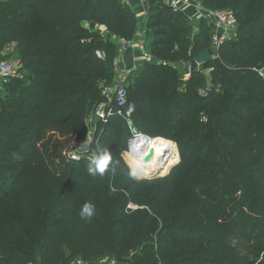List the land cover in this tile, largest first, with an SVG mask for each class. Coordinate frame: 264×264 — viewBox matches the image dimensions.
<instances>
[{"label":"trees","instance_id":"1","mask_svg":"<svg viewBox=\"0 0 264 264\" xmlns=\"http://www.w3.org/2000/svg\"><path fill=\"white\" fill-rule=\"evenodd\" d=\"M197 1L206 9L232 10L236 36L181 81L177 68L162 57L189 62L201 49L210 51L211 28L192 24L165 4L150 5L142 37L159 63L144 60L133 72L134 84L127 88L135 104L133 122L153 134L156 125L173 132L181 117L174 111L177 106L184 100L196 104L206 122L171 135L188 146L193 132L206 135L205 163L186 164L193 159L190 154L177 174L186 182L194 211L189 217L217 221L218 209L229 201L226 181L244 207L264 212L263 178L244 177L255 151L254 134L250 130L242 139L235 135L239 128L230 130L234 121L240 123L239 115L258 107L239 93L251 87L264 90V78L255 70L264 63L256 44L259 20L248 13L249 0ZM137 25L136 14L121 0H0V59L11 57L4 50L13 44L22 62L19 74L7 77L0 89V195L7 201V206L0 203V264H71L76 258L93 264L117 255L134 264H222L207 254L176 260L157 255L153 241L161 236L184 241L196 234L169 213L168 195L159 186L170 175L139 179L122 158L131 136L122 117L99 121L94 154L86 149L79 161L67 156L72 144L82 141L84 119L101 100L102 87L113 80L117 39L133 38ZM97 50L104 57L98 58ZM151 76L155 83L148 84L145 106L153 113L145 118L131 93ZM101 152L110 155L109 166L93 175L89 164ZM85 202L96 206L87 221L79 215Z\"/></svg>","mask_w":264,"mask_h":264},{"label":"rangeland","instance_id":"2","mask_svg":"<svg viewBox=\"0 0 264 264\" xmlns=\"http://www.w3.org/2000/svg\"><path fill=\"white\" fill-rule=\"evenodd\" d=\"M249 5L248 13L250 16H254L259 20V36L256 38V44L258 45L261 59L264 60V0H249ZM84 25L86 26L87 23H84ZM6 53L11 57L14 56L15 48L13 44L7 46ZM139 53L131 62L127 61L131 64V69L126 67L129 70V74L126 77L127 85L129 86L134 84L133 72L136 67L144 60L150 61L154 57L151 50L147 48H144ZM125 58L127 59V57ZM162 61L177 68L181 81L184 80L189 71L187 62H168L166 57H162ZM150 83H152L151 86H154L153 76L140 83L134 94L131 93L133 99L138 102V114H141L145 118L153 113L150 105L145 106V102L149 101L151 86L148 84ZM155 89L161 90L159 87H155ZM138 94L140 95L137 97ZM239 94L245 97L247 101L251 100L256 102L258 107L257 110H253L252 112L244 111L239 115V118L236 120L240 119V123L234 121L230 125V130L239 128L237 129L239 131L235 132V135L242 139L249 135L251 133L249 131L252 130L254 134L252 136L254 139L253 144L255 146L253 148L255 151L247 159V169L244 177H248V180L249 178L254 180L263 178L264 180V90L251 87ZM134 95L136 96L134 97ZM177 110L180 111L181 117L178 123H175L173 132L162 130L160 126L156 125V133L153 134L144 130L143 124L137 125L138 129L158 144L159 154L161 156L159 160L161 169L158 172L160 176L151 178V180H158L160 177H168L170 175V178L165 181L166 183H161L163 185L159 186V190H162V192L168 195L169 202L167 203V208L171 217L175 219L176 223L189 226L191 232L196 234V239L192 237L184 241L176 238L174 235L161 236V240L157 241L156 239L153 241L157 255L160 259L176 260L188 256L207 254L208 256L211 255L220 258L222 264H264V260L261 261L264 257V217L262 215L264 212L258 211L254 207H250V205L244 207L237 198V190L233 188L232 183H229V181H226L229 184L227 186L228 189H226L229 198L228 205L223 209H218L217 221L207 222V220L199 215H191L189 217L194 211L189 207V196L187 194V188L185 187L186 182L184 183L178 180L177 174L183 170L180 168V165H183L186 156L190 154L193 156V159L186 164H193L195 161L201 162L200 164L202 165L205 163V156L202 154V151L204 148L203 140L206 135L203 132H193L189 146L184 144L185 140L181 145L171 135L176 134L178 131L182 132L183 130L182 133H186L188 126L191 125L192 128L196 127V121L199 122L204 119V122H206V116L196 104H190L186 100L182 101L174 111L177 112ZM248 118L250 119V124L247 122ZM96 136L94 137L95 139ZM207 139L209 140V138ZM165 144L167 146L163 151L161 146ZM188 147L189 150L186 151ZM98 148L99 145L94 146L93 143H89L85 130L82 141L79 143L74 142L71 150L81 152L90 149L94 154ZM124 151L121 152V155L126 162ZM177 166L178 168L175 169ZM179 169L181 170L179 171ZM175 179L177 183H175ZM5 199L4 196L0 195V203L4 202L7 206V201H4ZM137 254L139 255L140 253ZM109 262L110 260L108 258H103L93 264H107Z\"/></svg>","mask_w":264,"mask_h":264},{"label":"built area","instance_id":"3","mask_svg":"<svg viewBox=\"0 0 264 264\" xmlns=\"http://www.w3.org/2000/svg\"><path fill=\"white\" fill-rule=\"evenodd\" d=\"M130 5V0H121ZM159 3L165 4L175 10L182 11L188 18V20L196 25L198 22H204L211 28V39H210V59L216 57V52L220 44L225 40L233 39L236 36V18L232 10L220 9L211 10L206 9L197 0H156ZM100 30H104V26H99ZM118 54L113 60L114 77L113 80L102 87L100 95L101 100L91 109L89 114L84 119V127L87 132V138L89 143L94 142V137L98 131L99 121H105L107 117L116 115L122 117L130 130V138L127 143V149L124 151L125 154L133 152V144L139 138H151L142 132H140L133 122V114L135 112V104L128 97V85L126 77L129 74V70L126 68L123 53L127 49L133 51L142 52L145 48V39L139 36L136 40L118 38ZM7 49V48H6ZM6 49L4 50L5 54ZM98 58L104 57V52L97 50L95 52ZM22 69V62L20 58L12 56L5 59H0V89L2 81L7 77L19 74ZM192 68L189 66V74ZM255 70L260 76L264 78V63L255 67ZM208 73V70H206ZM205 71V74H206ZM199 93H202L199 90ZM97 143V141H95ZM176 146V145H175ZM142 149V148H141ZM153 151L152 148H144L141 152L142 159ZM83 151L71 150L67 152V156L71 160L79 161L81 159ZM153 158V156H152ZM151 158V159H152ZM151 159L149 161H151ZM148 161V162H149ZM129 166V165H128ZM131 169V168H130ZM133 172V170H132ZM71 264H91L80 258H76ZM107 264H134L133 262H115L110 260Z\"/></svg>","mask_w":264,"mask_h":264},{"label":"bare ground","instance_id":"4","mask_svg":"<svg viewBox=\"0 0 264 264\" xmlns=\"http://www.w3.org/2000/svg\"><path fill=\"white\" fill-rule=\"evenodd\" d=\"M144 148L153 149V158L149 162H144L142 159L141 152ZM125 158L131 170H133L138 176L148 177L155 173L158 174L161 169V164L159 163L161 156L159 154L158 144L151 138L137 139L133 144V152L125 154Z\"/></svg>","mask_w":264,"mask_h":264},{"label":"crops","instance_id":"5","mask_svg":"<svg viewBox=\"0 0 264 264\" xmlns=\"http://www.w3.org/2000/svg\"><path fill=\"white\" fill-rule=\"evenodd\" d=\"M157 3L156 0H130V7L136 14L138 18V25L137 30L135 31L133 35V39H137L139 36H142L143 32L145 31V20L148 13V8L150 5ZM138 51H133L131 49H127L123 53V60L125 63V66L128 69H131L130 62L134 57L138 55ZM140 54V53H139ZM127 57V59L125 58ZM130 61V62H127ZM187 65H189L191 68L198 67L197 64L194 62V60L187 62Z\"/></svg>","mask_w":264,"mask_h":264},{"label":"clouds","instance_id":"6","mask_svg":"<svg viewBox=\"0 0 264 264\" xmlns=\"http://www.w3.org/2000/svg\"><path fill=\"white\" fill-rule=\"evenodd\" d=\"M111 157L106 152H101L93 157L89 164L88 171L95 175L96 173L103 174L108 168ZM133 175H135L133 173ZM96 214V206L91 202H85L80 208L79 215L81 219L90 220Z\"/></svg>","mask_w":264,"mask_h":264},{"label":"water","instance_id":"7","mask_svg":"<svg viewBox=\"0 0 264 264\" xmlns=\"http://www.w3.org/2000/svg\"><path fill=\"white\" fill-rule=\"evenodd\" d=\"M210 59V56H209V50L206 49V48H203L201 49L196 57L194 58V62L197 64V65H201L205 62H207L208 60ZM151 63L152 64H158L159 61H157L155 58H152L151 59ZM153 156V151H150L149 154L144 158L145 162H148ZM173 166V165H172ZM171 166V167H172ZM133 173L135 174V172L133 171ZM136 177L140 178V179H151V178H155V177H158L160 175H158L157 173L149 176V177H146V176H138L135 174ZM115 262H122L123 261V257L122 256H115L114 259H113Z\"/></svg>","mask_w":264,"mask_h":264}]
</instances>
